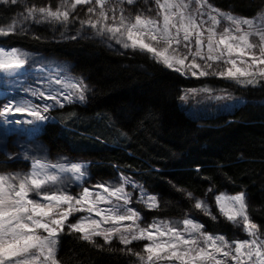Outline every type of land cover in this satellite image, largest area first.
I'll return each mask as SVG.
<instances>
[{
    "label": "trees",
    "instance_id": "1",
    "mask_svg": "<svg viewBox=\"0 0 264 264\" xmlns=\"http://www.w3.org/2000/svg\"><path fill=\"white\" fill-rule=\"evenodd\" d=\"M58 2L0 3V25L21 18L25 5L55 9ZM210 3L240 16H255L264 9V0ZM90 6L78 5L67 24L29 22L22 34L0 37V46L26 54V67L56 65L87 85L84 102L53 108V121L33 138L8 133L0 124V173H26L33 158L83 162L87 175L82 186H119L124 176L156 195L159 208L136 206L147 222L155 218L180 221L188 216L202 223L204 232L219 233L229 241L245 240L247 235L242 225L237 227L220 214L215 197L243 192L248 215L264 237V81L257 87H241L219 77H184L148 53L125 49L82 26ZM123 7L133 14L155 13L153 0ZM203 84L221 86L243 102L231 112L190 118L178 105L182 87ZM80 189L74 180L68 186L74 195ZM195 199L205 200L216 219L195 209ZM80 235L65 226L57 253L61 264H139L128 249L142 252L146 244L145 240L127 246L117 240L105 244L101 237H94L95 244H90Z\"/></svg>",
    "mask_w": 264,
    "mask_h": 264
},
{
    "label": "snow or ice",
    "instance_id": "2",
    "mask_svg": "<svg viewBox=\"0 0 264 264\" xmlns=\"http://www.w3.org/2000/svg\"><path fill=\"white\" fill-rule=\"evenodd\" d=\"M19 2L0 0L12 5ZM136 3L137 0H59L55 9L50 5H25L21 18L0 25V37L22 34L29 22L67 24L78 5H91L87 9L89 18L80 21L82 26L87 25L125 49L146 52L181 75H211L253 87L264 79V9L253 18H241L220 10L210 0H156L155 16L143 11L133 14L123 7ZM222 22L225 26L220 28ZM27 64L28 57L20 49L0 46V76L12 78L10 83L18 92L53 103L36 104L32 99L5 92L3 99L7 102L0 106L4 123L30 125L39 131L49 119L46 113L56 106L64 107L60 97L67 103L74 98L85 100L87 85L58 73L55 78L44 77L46 90L22 87L30 75L46 71L44 67L26 68ZM17 114L31 119H8ZM24 159H28L27 154ZM86 169L82 163L33 158L26 173H0V264H61L57 253L65 226L90 244H95L94 237H101L105 244L118 239L125 246L148 241L142 252L128 249L139 264H264V237L248 215L245 193H221L215 197L220 214L235 226L242 225L248 237L229 241L224 235L205 233L204 225L188 216L180 221H153L141 226V214L128 207L131 193L125 191L124 185L139 187L137 202L149 210L160 207L157 196L127 177H121L119 186L99 183L94 187L100 191H92L82 186ZM73 180L81 183L75 195L68 191ZM186 196L193 199L191 192ZM102 204L110 206L100 207ZM193 206L216 219L205 200L195 199ZM78 212L88 215L68 223ZM93 214L100 220L93 219ZM107 224L111 226L103 227Z\"/></svg>",
    "mask_w": 264,
    "mask_h": 264
},
{
    "label": "rangeland",
    "instance_id": "3",
    "mask_svg": "<svg viewBox=\"0 0 264 264\" xmlns=\"http://www.w3.org/2000/svg\"><path fill=\"white\" fill-rule=\"evenodd\" d=\"M153 1H154L155 13L152 16H155L156 12H157V5H156V0H153ZM224 12H228V11H224ZM233 15H235V14H233ZM235 16L241 17V18H253L256 15L255 16L235 15ZM224 26H225V24L222 22L220 25V28H223ZM205 54H206V50H205ZM190 59H191V57H189V60ZM198 62L203 63L202 61H199V60H198ZM161 65H163V64H161ZM33 67H35V68L44 67L46 71L44 73H37L35 75H30L29 78L24 81L23 85H21L22 87H26L28 85H31L34 88H41V90H46L47 80L44 79V77L45 76H52L53 78H55L57 73L59 74L60 77L65 78V79L70 80V81L75 82V81H81L82 80L81 77L71 73L68 70H65L61 67H58L56 65H51V64L34 65L31 67H26V68H33ZM177 73H179V72H177ZM183 76L184 77L197 78V77L191 76L190 74L189 75H183ZM209 76H211V75H209ZM212 77H217V76H212ZM11 79L12 78L0 76V98H1V102H2L1 106L7 102L5 99H3V94L5 92L9 93L10 95H16L17 98L25 97V98L32 99L33 103H36V104L53 103L52 101H41L39 99H35L34 97H31L28 94L23 93V92H18V90H15L13 88V85L10 83ZM221 79H223V78H221ZM223 80L234 83V84L239 85L241 87H253L251 85L242 86V85L236 83L235 81L229 80V79H223ZM262 81H264V79L260 80V82H262ZM260 82L254 87H257L260 84ZM53 87L59 88L60 86L59 85H53ZM203 89H209V91H203ZM60 99H61V102L64 103V105L69 104L66 101H63L62 97H60ZM85 100H86V93H85ZM84 101H82V102H84ZM82 102L79 100H76L74 98L72 103H82ZM242 102H243V99L241 98V96L236 95V94H232L231 92L224 90L221 86L203 84V85H199V86H192V87L184 86V87H182L181 97H180V100L178 102V105H179L180 109L187 116L195 119V118H207V117H210L212 115H215L216 113H221V112H231L234 110V108L236 106H238ZM56 107H59V106H56ZM51 110L45 114L49 117V119L43 123V125L41 126L39 131H34L32 126H30V125H23L22 124V125L16 126V125H12V124H6L3 122L2 119H0V124H1V126H3L5 131L8 133L16 132L19 134H23L26 138H33L34 136H36L37 134H39L40 132H42L44 130L45 124L47 122L53 121L52 115H51ZM8 119H10V120L22 119L23 120V119H31V117H25V116H21V115L17 114L16 116L9 117ZM31 162H32V159L28 161V163H29L28 171L30 170ZM53 163H57V162H53ZM60 163H64V164H71V163L86 164L83 162H60ZM122 177H124V176H122ZM76 183L81 184L78 182H76ZM82 183H83V181H82ZM136 185H138V184H136ZM138 186H140V185H138ZM84 187H88V186H84ZM124 187H125L126 192L131 193L132 203L129 204L128 207L136 209L141 214V220H140L141 226H146L153 221H162V220L157 219V218L152 219L150 222H147L146 220H144L143 213L136 207L138 204L145 207V205L143 203L137 202L139 199L140 188L139 187L134 188L132 186V184H125ZM89 189L92 191H100V189H97V188L89 187ZM148 193H150V192H148ZM150 194H152V193H150ZM109 206L110 205H105V204L100 205V207H104V208L109 207ZM86 215H88V213L78 212V213H74L69 219H72V220L75 219L76 220L78 217H82V216H86ZM92 218L96 219V220H100V217H96L94 214H93ZM197 222H199V221H197ZM125 223H127V222H125ZM110 226H111L110 224L103 225V227H105V228L110 227ZM205 233H207V232H205ZM210 234L221 235L219 233H210ZM247 239H248V237H247ZM113 240L118 241V239H113ZM147 243H148V241H146V244ZM229 264H231V262H229Z\"/></svg>",
    "mask_w": 264,
    "mask_h": 264
},
{
    "label": "crops",
    "instance_id": "4",
    "mask_svg": "<svg viewBox=\"0 0 264 264\" xmlns=\"http://www.w3.org/2000/svg\"><path fill=\"white\" fill-rule=\"evenodd\" d=\"M53 119V118H52Z\"/></svg>",
    "mask_w": 264,
    "mask_h": 264
}]
</instances>
